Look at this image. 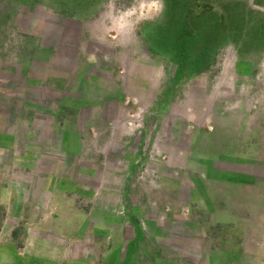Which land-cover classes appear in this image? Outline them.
<instances>
[{
	"label": "rangeland",
	"instance_id": "rangeland-1",
	"mask_svg": "<svg viewBox=\"0 0 264 264\" xmlns=\"http://www.w3.org/2000/svg\"><path fill=\"white\" fill-rule=\"evenodd\" d=\"M168 1L0 0V264H264V0Z\"/></svg>",
	"mask_w": 264,
	"mask_h": 264
},
{
	"label": "trees",
	"instance_id": "trees-1",
	"mask_svg": "<svg viewBox=\"0 0 264 264\" xmlns=\"http://www.w3.org/2000/svg\"><path fill=\"white\" fill-rule=\"evenodd\" d=\"M194 4H196L194 0H184L180 4L175 3V5L171 8L172 5L169 4V1L167 2V6L168 5L170 6L167 8L164 16L166 18L169 17L167 15H169L171 12V15H170L171 18L174 19L175 23L176 21L178 22L176 24L174 22L167 23V26L174 24L173 26L175 28L174 29V33H175L174 44L178 45L180 44L183 38L187 40V38L190 35H194L196 33L197 29L192 26L193 22H195L198 17V15L197 16L195 15V12L197 11V9L194 8ZM83 8H86V10H90L92 8V1H89V3L86 2ZM192 15L193 17H191ZM179 21L181 23L184 21L186 24L182 26V24H180ZM169 36H171V32H169V34L166 35V37H169ZM168 41L171 42V39H169Z\"/></svg>",
	"mask_w": 264,
	"mask_h": 264
}]
</instances>
